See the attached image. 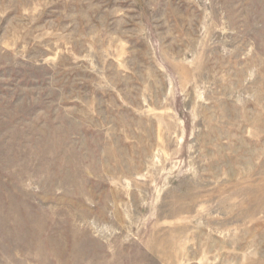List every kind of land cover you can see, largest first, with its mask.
I'll return each mask as SVG.
<instances>
[{"label":"rangeland","instance_id":"obj_1","mask_svg":"<svg viewBox=\"0 0 264 264\" xmlns=\"http://www.w3.org/2000/svg\"><path fill=\"white\" fill-rule=\"evenodd\" d=\"M0 264H264V0H0Z\"/></svg>","mask_w":264,"mask_h":264}]
</instances>
